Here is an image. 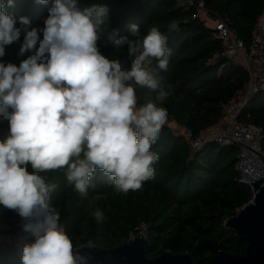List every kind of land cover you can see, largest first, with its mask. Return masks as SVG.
<instances>
[{"label":"clouds","instance_id":"obj_1","mask_svg":"<svg viewBox=\"0 0 264 264\" xmlns=\"http://www.w3.org/2000/svg\"><path fill=\"white\" fill-rule=\"evenodd\" d=\"M6 6L14 0H0V58L13 43H20L18 56L30 54L19 66L0 60V121L9 124L0 141V206L16 211L22 231L34 237L22 248L21 264H87L49 204L56 185L42 173L63 169L81 197L98 170L123 194L154 177L159 155L152 147L169 117L160 75L172 55L168 37L157 27L141 35L137 24L128 26L135 39L114 30L109 41L117 52L126 47V55L110 59L97 44L107 6L51 0L39 28ZM137 88L155 98L139 103ZM93 217L97 225L106 219L100 209Z\"/></svg>","mask_w":264,"mask_h":264},{"label":"trees","instance_id":"obj_2","mask_svg":"<svg viewBox=\"0 0 264 264\" xmlns=\"http://www.w3.org/2000/svg\"><path fill=\"white\" fill-rule=\"evenodd\" d=\"M79 0L80 7L92 4L109 9L108 23L98 40L99 50L110 59L126 55V47L117 52L109 35L135 39L129 30L137 24L141 35L157 27L167 35L171 49L167 72H161V87L168 93L165 107L168 119L189 131L196 139L222 118V105L229 102L236 89L247 82L244 66L224 54L221 39L214 26L199 16L204 9L212 21L223 20L243 42L248 43L251 31L264 13V0ZM48 5L38 0H14L6 12L27 16L31 27H43ZM172 24L176 29L170 30ZM41 35V39L42 34ZM23 41V34L20 42ZM20 43L6 46L0 58L5 64L19 66L25 56H18ZM152 67H156L153 61ZM156 93L137 88L139 103L154 99ZM246 114L248 116L246 117ZM240 121L260 126V146L264 152V88L252 95L239 114ZM9 135L7 120L0 121V141ZM152 151L159 155L153 165L155 175L144 182L141 190L117 193L101 171L91 181L87 197L74 190L64 170L42 173L56 188L50 193L49 204L60 214V223L72 239L74 248L86 244L111 247L126 241L138 231L149 240L148 256L168 249L188 251L198 264L218 250L242 254L245 242L223 226L224 220L251 199L250 189L238 181L236 156L232 145L220 146L213 141L192 148L182 134H174L164 126ZM28 171L33 169L28 165ZM100 209L105 221L97 225L93 212ZM23 222L16 211L0 206V226L14 228ZM4 232L0 228V233ZM24 245L0 240V264H21Z\"/></svg>","mask_w":264,"mask_h":264},{"label":"built area","instance_id":"obj_3","mask_svg":"<svg viewBox=\"0 0 264 264\" xmlns=\"http://www.w3.org/2000/svg\"><path fill=\"white\" fill-rule=\"evenodd\" d=\"M188 2L202 3L199 0H188ZM259 18L251 31L248 43L239 39L223 20L213 22L217 36L221 39L224 54L241 63L247 75V82L236 89L229 102L222 105L223 115L218 122L220 128L217 125L210 126L206 129L207 133L196 139H191L189 131L181 125L184 133L171 130L174 134L184 135L192 148H199L208 141L220 146H234L238 150L236 156L238 181L246 185L251 194L253 193L250 182L264 175V152L260 146L262 128L244 123L238 118L252 95L264 88V20ZM22 223L14 228L0 226L4 230L0 233V240L15 245L32 243L34 237L22 231Z\"/></svg>","mask_w":264,"mask_h":264},{"label":"water","instance_id":"obj_4","mask_svg":"<svg viewBox=\"0 0 264 264\" xmlns=\"http://www.w3.org/2000/svg\"><path fill=\"white\" fill-rule=\"evenodd\" d=\"M250 184L251 199L223 222L238 240L245 242L243 253L218 250L206 264H264V175ZM148 246V238L138 231L111 247L86 244L76 249L88 258L87 264H198L188 251L165 249L155 256H148Z\"/></svg>","mask_w":264,"mask_h":264},{"label":"rangeland","instance_id":"obj_5","mask_svg":"<svg viewBox=\"0 0 264 264\" xmlns=\"http://www.w3.org/2000/svg\"><path fill=\"white\" fill-rule=\"evenodd\" d=\"M199 16L205 21L206 24L214 26V23H213L214 21H212L210 19L209 14L204 9H202V8L199 9ZM259 19L264 20V13L261 15V17ZM216 125L220 128V123H217ZM166 126L170 127V129L173 132H178V133H184L185 132L184 129L180 125L176 124L173 120H170V119H168ZM205 133H207L206 130L202 131L200 133V135H204Z\"/></svg>","mask_w":264,"mask_h":264}]
</instances>
